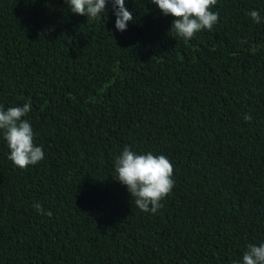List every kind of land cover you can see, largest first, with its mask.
Instances as JSON below:
<instances>
[{"label": "trees", "instance_id": "1", "mask_svg": "<svg viewBox=\"0 0 264 264\" xmlns=\"http://www.w3.org/2000/svg\"><path fill=\"white\" fill-rule=\"evenodd\" d=\"M125 6L121 32L111 0L89 21L0 0V106L31 101L45 153L19 169L0 131V264H241L264 243V0H217L187 42L151 0ZM125 146L174 166L155 214L115 180Z\"/></svg>", "mask_w": 264, "mask_h": 264}, {"label": "clouds", "instance_id": "2", "mask_svg": "<svg viewBox=\"0 0 264 264\" xmlns=\"http://www.w3.org/2000/svg\"><path fill=\"white\" fill-rule=\"evenodd\" d=\"M110 0H65L69 10L76 15L86 16L89 20H98L107 12ZM165 16L173 17L169 33L173 38H182L185 42L194 38L203 30L211 31L219 21V13L211 9L217 0H151ZM116 16L115 27L123 32L134 20L133 13L125 6V0H111ZM254 23H261L260 12L251 10L247 13ZM31 111V101L23 106H0V131L10 150L8 159L19 169H27L45 158L42 146L34 143V131L30 122L22 119ZM245 122H251V114L244 115ZM115 180L124 185L134 201L133 206L145 213L155 214L163 207L164 200L173 190L174 166L166 155L152 152L138 154L131 147L125 146L115 157ZM33 208L40 214L51 216L39 203ZM241 264H264V243L248 244L243 253Z\"/></svg>", "mask_w": 264, "mask_h": 264}]
</instances>
